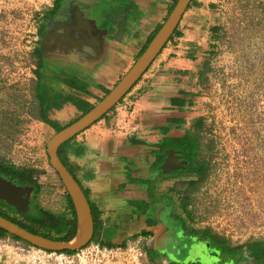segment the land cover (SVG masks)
<instances>
[{"label": "rangeland", "instance_id": "374dc122", "mask_svg": "<svg viewBox=\"0 0 264 264\" xmlns=\"http://www.w3.org/2000/svg\"><path fill=\"white\" fill-rule=\"evenodd\" d=\"M52 3L0 0V160L38 170L21 186L25 204L13 206L18 212H67L66 188L47 153L55 131L31 114L38 82L32 51L41 45L38 27ZM203 6L213 14L190 69L195 115L186 135L197 143L204 169L179 178L175 211L184 233L218 252L220 259L206 254L209 264H264V0H206ZM156 244L142 237L117 247L93 239L68 254L9 233L0 238V264H169V256L153 250L163 247ZM219 244L235 250L237 262Z\"/></svg>", "mask_w": 264, "mask_h": 264}, {"label": "crops", "instance_id": "0c3cea01", "mask_svg": "<svg viewBox=\"0 0 264 264\" xmlns=\"http://www.w3.org/2000/svg\"><path fill=\"white\" fill-rule=\"evenodd\" d=\"M205 1H190L171 39L127 94L62 147L65 165L90 204L92 238L99 242L118 247L143 237L159 248L183 227L175 184L190 174L183 151L196 143L186 131L195 115L190 69L206 45L202 28L213 14ZM174 2L61 0L41 35L39 87L51 104L47 116L65 127L81 114L79 106L64 102L66 96L83 101L81 106L99 102Z\"/></svg>", "mask_w": 264, "mask_h": 264}, {"label": "water", "instance_id": "95a60500", "mask_svg": "<svg viewBox=\"0 0 264 264\" xmlns=\"http://www.w3.org/2000/svg\"><path fill=\"white\" fill-rule=\"evenodd\" d=\"M191 0H177L174 7L154 34L144 51L138 56L131 68L121 77L115 86L93 107L71 124L52 136L47 144L49 163L62 180L74 206L77 230L69 241L55 240L30 232L15 222L0 215V227L29 244L50 251L78 250L88 244L94 234V220L87 197L71 171L63 164L58 150L62 144L89 127L111 110L132 86L141 78L175 32L179 21ZM0 199L23 210L24 198L21 185L0 175Z\"/></svg>", "mask_w": 264, "mask_h": 264}, {"label": "trees", "instance_id": "16d2710c", "mask_svg": "<svg viewBox=\"0 0 264 264\" xmlns=\"http://www.w3.org/2000/svg\"><path fill=\"white\" fill-rule=\"evenodd\" d=\"M176 1L177 0H175V2L173 3L169 11L172 10ZM59 2L60 0H56L54 5L51 6L45 13L44 22H42L38 27V33L40 36L43 34L46 28L47 21L51 19L52 17H54L56 10L59 6ZM161 25L162 24H160L156 28V30L152 33V35L148 38L141 53L147 47L148 43L150 42L154 34L158 31V29L161 27ZM32 56L35 59L34 63L36 64V68L34 70V73L37 75L38 82L36 84L37 93L35 95L36 106L33 110H31V114L34 116L35 119L39 121H43L49 126L55 127L56 131L58 132L59 130L64 128V126L59 125L57 122L51 120L47 116L48 109L51 104H50V101L46 97H44V95L41 93L40 87H39L41 71L44 69V66H45V58L43 55V51L41 49V45L38 44V46L34 48V50L32 51ZM108 92L109 90L106 91V93ZM66 101H70L71 103L75 104L77 107L79 106V109L81 110V114L76 119L82 116L85 112H87L93 106V105H88V104L86 105L83 104L84 106H81V103H83V101L75 99L74 97H71V96H66V98H64V102ZM103 117H105V115H103L101 118ZM67 142L69 141H66V143ZM66 143L62 144L58 150V154L63 164H66V163H65L64 156L62 153V147ZM197 150H198L197 143H192L191 145L187 147V149H184L183 152H185L184 158L186 160V170L194 172L196 175H200L204 167L200 165L196 160ZM36 172H38V170L32 166H19L9 161H5L2 159L0 160V175L5 178L11 179L14 183L18 185H21V186L30 185L32 178ZM191 182L193 183V181ZM66 201H67V204H66L67 212L54 213V212L44 211L42 209H37V211H32V212H18L11 204H8L4 200L0 199V215L11 220L12 222L17 223L18 225L29 230L32 233L39 234L44 237L55 239V240L69 241V240H72L76 234L77 219H76V214H75L73 203L68 193H66ZM6 234H9V232H7L6 230L0 227V238ZM144 234L148 235L149 233L144 232ZM12 236L16 238L17 240H21L19 237L15 235H12ZM92 240L93 238L91 239V241ZM86 246L87 244L84 247ZM218 248L220 250V253L223 256H226L232 261L237 262L238 256L235 250L228 249L227 246L224 244H219ZM46 251L54 252L50 250H46ZM76 251L77 250H63V251H56V252L58 253L63 252V253L71 254ZM169 264H176V263H169ZM183 264H196V263H183Z\"/></svg>", "mask_w": 264, "mask_h": 264}, {"label": "flooded vegetation", "instance_id": "af4514ba", "mask_svg": "<svg viewBox=\"0 0 264 264\" xmlns=\"http://www.w3.org/2000/svg\"><path fill=\"white\" fill-rule=\"evenodd\" d=\"M56 0H53L52 6ZM61 1V0H60ZM90 6H93L90 5ZM90 8V7H89ZM86 8V12L89 9ZM91 11V9H90ZM49 19L46 25H49ZM180 230L171 237L162 248L156 250L154 247L153 250L159 254H165L169 256V263L183 264V263H196V264H209L206 260L208 254L211 258H218V252L211 253L210 247H206L205 243L201 242L196 236L192 234H186L183 231V227L179 226ZM220 259V257L218 258Z\"/></svg>", "mask_w": 264, "mask_h": 264}]
</instances>
